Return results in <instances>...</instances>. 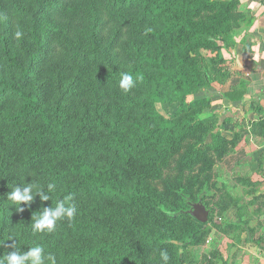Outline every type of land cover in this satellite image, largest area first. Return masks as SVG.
Returning a JSON list of instances; mask_svg holds the SVG:
<instances>
[{"label":"trees","instance_id":"16d2710c","mask_svg":"<svg viewBox=\"0 0 264 264\" xmlns=\"http://www.w3.org/2000/svg\"><path fill=\"white\" fill-rule=\"evenodd\" d=\"M248 21L238 0H0V258L15 239L22 251L54 254L56 264H131L137 256L156 264L144 259L152 249L177 246L161 229L128 226L133 214L188 215L145 184L147 168L137 163L151 151L162 158L201 123L195 116L178 128L174 118L206 100L196 98L208 86L203 50L215 54L216 36L230 42ZM125 72L136 80L128 93L118 86ZM158 104H176L173 119ZM207 135L189 150L199 151ZM137 171L141 178L129 183ZM31 182L54 183L52 199L36 196L22 212L8 206L11 188ZM65 197L74 217L33 232L32 215ZM197 231L187 232L185 250ZM184 263L182 254L169 261Z\"/></svg>","mask_w":264,"mask_h":264},{"label":"rangeland","instance_id":"374dc122","mask_svg":"<svg viewBox=\"0 0 264 264\" xmlns=\"http://www.w3.org/2000/svg\"><path fill=\"white\" fill-rule=\"evenodd\" d=\"M235 31L229 36L230 42L216 36L212 44L215 54L211 49L203 50L207 56L208 86L201 89L196 98L206 100L199 107L174 118L182 122L178 128L195 116L202 119L201 123L167 144L172 135L166 142L170 147L161 154L162 158H154L151 151L152 155L143 153L144 158L137 163L142 164L140 167L145 164L147 168L143 173L145 184L157 191L167 205L188 214L176 221L164 220L153 213L131 216L128 224L131 230L137 231L133 222L143 223L151 231L161 229L177 245L152 249L144 258L149 263L162 264L159 253L166 249L170 258L182 254L184 264H264V133H257V121H249L246 127L237 114L238 96L232 90L238 85V68L230 51ZM229 100H235L236 104H230ZM175 107L176 104H158L164 118L171 119L170 113ZM206 134V141L199 151L189 150L190 144ZM224 142L226 147L223 149ZM174 150L177 152L173 153ZM137 157L136 154L135 159ZM134 170H137L136 166ZM138 176V171L130 172L128 182ZM197 201L203 202L210 211L208 221L201 224L196 223L197 219L190 213L192 203ZM114 217L118 218V213ZM192 227L198 230L195 241L185 250L186 234ZM125 235L134 246H140L135 232L129 231ZM138 252L140 255L141 250ZM142 261L137 256L131 264Z\"/></svg>","mask_w":264,"mask_h":264},{"label":"crops","instance_id":"0c3cea01","mask_svg":"<svg viewBox=\"0 0 264 264\" xmlns=\"http://www.w3.org/2000/svg\"><path fill=\"white\" fill-rule=\"evenodd\" d=\"M238 1L240 9L250 16V21L236 29L230 51L238 68L236 79L239 86L236 88L241 91L240 95L234 91L239 103L236 105L237 114L248 127L249 121L264 118V0ZM235 102L230 104L234 105ZM256 128L259 135L264 133V126Z\"/></svg>","mask_w":264,"mask_h":264},{"label":"clouds","instance_id":"9594fccd","mask_svg":"<svg viewBox=\"0 0 264 264\" xmlns=\"http://www.w3.org/2000/svg\"><path fill=\"white\" fill-rule=\"evenodd\" d=\"M23 36L21 31L15 33V38L20 39ZM136 85V80L128 73H121L119 80V88L128 93ZM56 191V185L48 182L44 185H35L25 183L23 186L14 185L11 191L7 194L9 205L15 206L17 212H22L23 205L30 206L36 196H39L41 201L52 199V194ZM69 198L57 200L55 206L42 207L37 214L32 215V231L36 233H51L55 231L58 222L68 219L71 220L76 214V208L68 202ZM11 239V238H10ZM14 250L6 253L0 258V264H56V256L52 253H45L40 246H31L29 250L22 251L17 247L16 239L10 245ZM162 264H169L170 256L166 249L159 253Z\"/></svg>","mask_w":264,"mask_h":264},{"label":"water","instance_id":"95a60500","mask_svg":"<svg viewBox=\"0 0 264 264\" xmlns=\"http://www.w3.org/2000/svg\"><path fill=\"white\" fill-rule=\"evenodd\" d=\"M190 213L199 221L206 222L209 219L210 211L207 206L200 201L192 203Z\"/></svg>","mask_w":264,"mask_h":264}]
</instances>
